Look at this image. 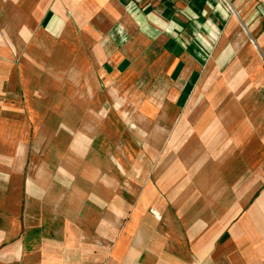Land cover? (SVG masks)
Here are the masks:
<instances>
[{"label": "crops", "instance_id": "crops-1", "mask_svg": "<svg viewBox=\"0 0 264 264\" xmlns=\"http://www.w3.org/2000/svg\"><path fill=\"white\" fill-rule=\"evenodd\" d=\"M227 79L230 96L215 85L208 102L206 81ZM142 80L165 104L131 98ZM127 111L151 129L146 191L185 192L180 233L168 211L144 215L158 196L127 218V189L111 187L112 114ZM191 254L264 264V0H0V264Z\"/></svg>", "mask_w": 264, "mask_h": 264}, {"label": "rangeland", "instance_id": "rangeland-1", "mask_svg": "<svg viewBox=\"0 0 264 264\" xmlns=\"http://www.w3.org/2000/svg\"><path fill=\"white\" fill-rule=\"evenodd\" d=\"M240 25V29L241 31H239V34L241 33L242 39H245L244 37L247 36V32L245 31V27L244 24L242 22H238ZM220 32H216L215 35L214 33H209L207 32L206 35L208 37V42L210 45V42L212 43V45H214L215 41L218 39ZM252 40V39H250ZM211 45V46H212ZM211 46L208 47L209 50L211 49ZM230 49V47L228 48V50ZM227 50V51H228ZM240 50V49H238ZM209 54V52H208ZM256 54H259L258 49L256 50ZM227 68H229V64L224 65L223 70H226ZM138 89L139 92L137 94V96L132 95L131 98H133L134 100H136L137 104H147V105H160V104H165V101L160 99V98H156L153 97L152 95L146 94V90H143V88H146L147 86V82L148 81H138ZM222 82H224V85H222ZM241 84V81L239 82ZM230 84H231V80L227 79V80H207L206 81V85L208 89H212V91L208 92V97L210 98V100L208 102L210 103H214V97L215 96H209L211 94H214L215 91V85H219L218 88L222 89L223 93H226L230 96ZM195 85L192 83V88ZM241 92H246L244 87H240V94ZM224 97V96H223ZM242 95H240V99H241ZM186 97H184L183 95L181 96H175V99H177V101L179 103L183 102V100ZM224 102H230V98H226V96L224 97ZM125 96L122 95V102H125ZM159 114H163V113H159ZM209 115L211 114H216V113H207ZM229 115V114H228ZM137 116H139V113L137 112ZM140 117V116H139ZM257 117V116H256ZM137 119V118H136ZM209 119V118H208ZM255 119H258L255 118ZM112 126H111V134H110V152H111V166H112V175H111V187H125V189H127L126 194V199H127V209H126V213L125 216L128 218L133 211L136 210V208L134 207V205L137 203V201H140L141 197L144 201V203H147L151 200H153L155 197H157V199H160V201L164 204L163 207L161 206V203L158 200V203H155V205H151L149 207H146L145 205L147 204H143V210L145 211L144 215H152L153 217H157L156 219L160 221H162L160 217H158L161 213V215L163 216L167 211L170 213L169 215L171 216V218L173 219V221L176 224L177 227V232L180 233V230L183 228V226L185 224H183L184 221H182V216H183V212H184V208L182 207L181 201L183 200V196H184V191L181 190V187H177L176 190L173 191H158V189L160 187H156L157 191H153V192H149L146 191L147 187L150 186V183H152V175H151V171L153 170L154 164H156V161H154L153 159H151V152H152V147H151V142H150V131L151 129L149 128V124L148 125H144V122H142V120L139 122V125L136 127V122H135V113L131 112V111H127V112H122V117L119 116V114L115 113L112 114ZM146 120V119H145ZM210 120V119H209ZM143 124V125H142ZM146 124V123H145ZM97 144L95 143V146L90 144V151H92V149L94 148L95 151H98L99 149L97 148ZM86 147V146H85ZM83 147V144H80V151L79 152H86V149ZM121 153L122 154V159H115L113 158L114 155H117ZM137 155H139V158H135ZM176 163V167L177 169H182V165H181V161L179 160H175L174 161ZM138 164V167H137ZM140 165V166H139ZM86 166V161L84 160H80L79 162V167L80 170ZM114 169H116L117 173L114 174ZM180 171V170H179ZM182 172V171H181ZM101 177V176H100ZM100 177H95V180L92 177H84L83 175L79 176V184L80 187H83L84 184L86 182H91L92 180H94V183L97 182V178ZM141 184L143 185L144 192L140 193V192H134L131 189H133V187H140ZM90 185V184H89ZM90 187V186H89ZM155 188V187H154ZM175 187H173L174 189ZM240 194V193H239ZM153 195V199L152 196ZM231 195L232 193H230L229 191H224L223 192V199L224 200H228L231 199ZM115 196H118V193L115 194ZM114 196V197H115ZM188 196V193H187ZM122 198V197H121ZM119 199L118 198H114V200H112V204L114 206H112V219L113 215L116 214L115 211L117 212H121V217L120 219L122 220V204L121 206L119 205ZM116 204V206H115ZM164 212V213H163ZM117 215V214H116ZM210 215V214H209ZM161 216V217H162ZM112 228V245L115 242V238L116 235L118 234L119 230L122 228V223H113L111 225ZM187 251V250H186ZM192 256H187L185 255V257H181V256H174L175 261L174 262H184L186 264H211V260L212 258L208 255L206 257V260L203 261L200 258L194 256L193 254H191ZM148 257L146 256H142V261H144L145 259H147ZM173 257L171 256H160L159 257V264H168L171 263ZM169 261V262H168Z\"/></svg>", "mask_w": 264, "mask_h": 264}, {"label": "built area", "instance_id": "built-area-1", "mask_svg": "<svg viewBox=\"0 0 264 264\" xmlns=\"http://www.w3.org/2000/svg\"><path fill=\"white\" fill-rule=\"evenodd\" d=\"M187 1H189V0H187Z\"/></svg>", "mask_w": 264, "mask_h": 264}]
</instances>
